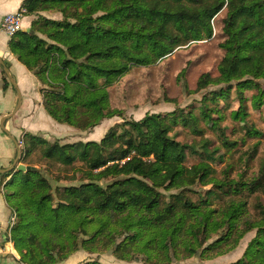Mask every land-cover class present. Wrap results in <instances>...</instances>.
Returning <instances> with one entry per match:
<instances>
[{
	"label": "trees",
	"instance_id": "1",
	"mask_svg": "<svg viewBox=\"0 0 264 264\" xmlns=\"http://www.w3.org/2000/svg\"><path fill=\"white\" fill-rule=\"evenodd\" d=\"M23 7L26 15L37 18L31 31L11 36L9 47L40 80L43 106L59 123L89 129L104 118L122 116L111 107L109 87L133 66L156 64L179 46L212 38L213 19L223 8L224 55L218 75L205 72L197 85L227 86L202 98V114L217 124L207 103L229 98L233 88L242 103L232 112L236 119L247 114L245 90H257L252 96L257 107L264 102L259 82L264 79V0H25ZM44 11L59 12L62 18L46 17ZM193 114L181 109L125 119L100 141L50 143L26 133L24 160L40 145L53 164L67 168L80 162L87 181L64 191L57 187L55 201L52 179L42 169L28 164L26 171L3 174L11 176L13 189L5 197L16 212L10 239L20 263L55 264L80 248L94 253L97 243L113 245L118 235H125L117 248L122 258H130L124 252L131 249L167 263L171 255H193L215 234L220 236L202 255L225 247L234 234L237 241L256 229L243 257L230 264H264V203L255 204V216L247 200H231L221 210L210 207L216 198L245 190L264 192V171L250 181L217 179L210 164L217 160V149L210 150L205 140L198 151L172 134L180 123L200 131ZM219 133L230 144L225 128ZM188 151L201 161L187 166ZM197 183H211L214 189L194 201L187 185ZM172 190L179 191L166 194Z\"/></svg>",
	"mask_w": 264,
	"mask_h": 264
},
{
	"label": "rangeland",
	"instance_id": "2",
	"mask_svg": "<svg viewBox=\"0 0 264 264\" xmlns=\"http://www.w3.org/2000/svg\"><path fill=\"white\" fill-rule=\"evenodd\" d=\"M226 12V8H223L213 19L214 34L212 38L191 41L186 45L177 47L171 54L163 57L156 64L133 66L128 72L121 75L109 87V93L111 107L120 109L123 112L122 116L115 115L111 118H104L98 125L89 129H81L69 124L59 123L53 118L61 126H56L54 129H48L35 135L47 139L50 143L59 142L60 144L77 141H100L110 127L116 123L123 122L125 119L140 120L148 113L165 115L181 109H184L185 113L191 110L195 114L193 116L197 117V127L200 131L195 130L191 124L184 125L180 123L172 131L176 139L194 145L198 151L202 150L203 141L208 140L209 149H217V160L210 162L215 170L214 175L217 179L224 181H250L256 178L264 171V102L258 107L252 102V96L257 93V90H245L244 92L246 100L243 104L247 112L244 119H236L232 115V112L239 110L242 105L235 88L231 90L229 98L208 101L207 105L213 109L211 115H213L214 120H217V124L209 122L200 109L201 100L207 93L226 88L227 86V84H212L206 88L199 89L197 85L199 77L205 72H210L214 77L218 75V65L224 55V49L221 44L225 40L223 19L226 16ZM50 13L55 12H41L46 17H51ZM35 18L37 17L35 16ZM259 82L262 89H264V79H260ZM98 126L101 129L92 135L91 132H94ZM220 128H225L230 144H224L219 133ZM250 129L258 130L261 134H254L249 131ZM100 131L104 132L101 133ZM26 133L31 132L23 134V145ZM41 148L42 146L40 145L34 148L25 160V154H21V156L26 165L30 164L37 169H42L41 172L47 173L49 178L52 179L51 183L54 186L52 193L56 199L55 201L58 199L57 187L64 191L67 186L78 185L87 181L82 178V164L80 162L67 168L59 164H53L50 160H46L43 157ZM20 161H22L21 158ZM200 161L201 158L198 154L188 151L185 162L187 166L198 164ZM17 165L18 162L15 168ZM15 168L10 171H15ZM187 187L194 201H197L208 189L213 188L211 183L206 185L197 183L196 185H187ZM178 191H166V194L170 192L177 193ZM241 199L247 200L249 213L251 216H255V204L257 202L264 203V192L261 190L256 192L245 190L231 197L216 198L211 202L210 207L221 210L231 200ZM16 219L15 209L12 208L7 231V233L9 232V237ZM223 230V228L220 229L219 233ZM256 232V229L249 230L237 241V234H234L230 243L224 245L225 247L217 248L210 253L202 255V249L213 243L220 236V234H215L202 248H198L193 255L185 256L181 254L180 258L171 255L172 259L167 263H158L155 260H150L144 252L131 249L128 252H124L128 253L130 258H122L123 251L118 252L117 248L125 235H118L116 243L113 245H107L103 242L97 243L95 246L97 252L90 253L84 250L85 254L83 255L85 256L78 259L75 257V253L83 250L80 248L65 259L64 262L58 260L55 264H81L90 260H97L102 264H230L243 257L249 242L254 238ZM234 244L236 245L229 249ZM217 251L224 252L218 253Z\"/></svg>",
	"mask_w": 264,
	"mask_h": 264
},
{
	"label": "crops",
	"instance_id": "3",
	"mask_svg": "<svg viewBox=\"0 0 264 264\" xmlns=\"http://www.w3.org/2000/svg\"><path fill=\"white\" fill-rule=\"evenodd\" d=\"M24 1L0 0V54L16 82L15 85L11 81V77L7 75L0 63V168L11 167L18 156V164H25L20 161L24 149L22 137L25 132L40 134L42 131L61 126L46 112L43 106L40 80L11 51L9 47L11 36L1 28L3 17L8 13L22 9ZM44 12L49 13L48 11ZM50 14L49 18L61 19L62 17L59 12ZM34 17V15L24 16L22 30L31 28ZM19 96H21V102L18 110L4 119L5 115H9L16 109ZM99 129H101L100 126L96 127L94 132H91L92 135ZM15 171H17L16 168ZM3 174L0 172V264H20L21 256L10 239L9 232L7 233L12 208L8 204L5 194L13 189L8 184L11 176L5 178ZM83 254H85L84 250L78 251L75 253V257L79 259L85 256Z\"/></svg>",
	"mask_w": 264,
	"mask_h": 264
},
{
	"label": "built area",
	"instance_id": "4",
	"mask_svg": "<svg viewBox=\"0 0 264 264\" xmlns=\"http://www.w3.org/2000/svg\"><path fill=\"white\" fill-rule=\"evenodd\" d=\"M27 10L23 7L17 12L8 13L3 17L1 28L8 35L12 36L19 30H22L23 27V19L26 15ZM26 264V263H20Z\"/></svg>",
	"mask_w": 264,
	"mask_h": 264
},
{
	"label": "water",
	"instance_id": "5",
	"mask_svg": "<svg viewBox=\"0 0 264 264\" xmlns=\"http://www.w3.org/2000/svg\"><path fill=\"white\" fill-rule=\"evenodd\" d=\"M23 31H31V28L23 29ZM2 56H3V55H2ZM0 63H1V65L3 66L4 70L6 71L7 75H8L9 77H11V78H10L11 81H13V83L16 85V82L13 80V78H12L10 72H9V69H8L6 63H5L4 60L1 58V54H0ZM20 102H21V96H19V101H18V105H17L16 109H15L12 113H10L9 115H5V116H4V119L10 117L11 115H13V114L18 110V108H19V106H20ZM18 158H19V156H18ZM18 158H17V160L13 163V165H12L11 167H8V168H0V172L5 173V172L10 171L11 169H14L15 166H16V164H17V162H18ZM30 168H31L30 166L25 165V164H23V163L18 164L17 167H16L17 170H23V171H26V170H28V169H30ZM55 256L57 257V255H55ZM62 262H64V260H63Z\"/></svg>",
	"mask_w": 264,
	"mask_h": 264
}]
</instances>
